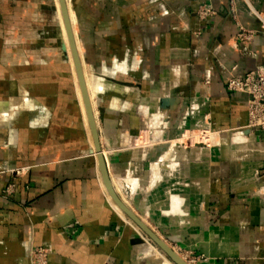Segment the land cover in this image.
I'll use <instances>...</instances> for the list:
<instances>
[{"label": "crops", "instance_id": "0c3cea01", "mask_svg": "<svg viewBox=\"0 0 264 264\" xmlns=\"http://www.w3.org/2000/svg\"><path fill=\"white\" fill-rule=\"evenodd\" d=\"M71 3L83 59L103 87L97 119L104 120L98 128L111 180L135 208L124 190L136 192L145 176L141 210L166 242L204 254L199 264H264V152L257 149L264 132L245 128L249 96L226 86L230 73L264 68V36L235 39L240 25L260 27L255 12L264 16V0ZM201 3L216 14L200 19ZM68 64L51 0H0V264H31L39 246L50 250L47 264L134 263L140 232L103 186ZM179 85L171 109L161 111L171 118L162 142L132 148L131 136L143 132L136 103L155 110L158 93L169 96ZM172 102L180 103L175 110ZM184 108L187 127L216 142L176 148L178 169L152 186L146 156L174 160V119ZM173 194L195 222L165 213ZM240 247L242 254H229Z\"/></svg>", "mask_w": 264, "mask_h": 264}, {"label": "rangeland", "instance_id": "374dc122", "mask_svg": "<svg viewBox=\"0 0 264 264\" xmlns=\"http://www.w3.org/2000/svg\"><path fill=\"white\" fill-rule=\"evenodd\" d=\"M51 1L54 4V0H51ZM72 5H73V3H72ZM51 19L54 22V19L53 18H51ZM96 81L98 83L97 79H96ZM178 87H180V85L175 86L173 88V90H171L172 92H171V95H169V96H164V95L158 93V102H157V106H156L155 110H153L151 108V105L149 103H141V102L136 103L135 109H136V113L142 118V122H143L142 131L143 132H141L137 136H131L130 143H131L132 148L135 145L136 146H143L144 144L149 145L151 143L162 142V139H161L162 135L160 132H162L165 128L170 126L169 124H170L171 118H170V116L167 117L166 115H164L161 111L165 107L171 109V101L168 102L167 105H162L161 101L163 100V98H169L171 100V98L175 96ZM73 89H74V87H73ZM102 89H103V87L98 85V90L101 91ZM74 95L76 97L75 89H74ZM170 96H171V98H170ZM76 100H77V98H76ZM77 103H78V100H77ZM172 103L174 104V106H173L174 110H175L176 106L178 104H180V103H176V102H172ZM96 106H97V108H99L98 103L96 104ZM78 108H79V111L81 113L79 103H78ZM185 109L186 108H184L181 112L179 110V112H180L179 115L175 114V119H174V125L176 126L175 129L180 130V132H179L178 136L175 137L174 140L171 142V144L174 145V149H175V151L172 152V154L174 153V160H172V158H170V157H172V155H169L170 157H166V158H163V156H159V157H151L150 155L146 156V160H147L146 164L148 167H150V170H149V174L151 175L150 185H152V183L156 184L157 183L156 181L160 180L161 176L165 172H167V174H173L174 172H176V170L178 169L179 163L176 164L175 158H177L180 155V152H178V150H176V148H181L182 145L190 144L195 149V146L199 147V146L204 145L208 142H211V143L216 142V136L215 135H205L197 127H195V128H188L187 127V121H188L187 118L191 114H190V111H187ZM156 116H159L160 118H156ZM99 121L101 122V125H103L104 120L101 116H99ZM99 121H98V123H99ZM243 146H246V144ZM252 147H254L253 143H252ZM137 148H139V147H137ZM257 149H259L261 152H264L263 151L264 147H262V145L257 146ZM247 150L243 151V153H247ZM154 166L157 168V171H158L157 176L153 175V173H152V171H153L152 169ZM148 167L146 168L147 170H148ZM126 177L137 178V177H133L130 175L124 176V178H126ZM144 179H146L145 176H142L143 182H140V180L138 179L140 185L138 184L139 188L138 189L136 188V192L132 189L131 186L126 185V187H129V188L124 190L125 195L127 197H129L130 199L134 200V197L136 196V194H140L141 185L143 186L144 183H147L146 181L144 182ZM190 184H191V182H190ZM130 188H131V190H130ZM176 191H177V189H176ZM132 193H133V195H132ZM173 193H178V192H173ZM173 196H177L181 202L179 203V201L176 200V197H173ZM170 198H171V204L169 205L170 206L169 209L165 210V213L166 214L184 215L185 217L188 218V221L192 223V219L195 216L192 215V213H191L192 209L190 208V206H188V204L185 205V202H183L184 201L183 198L179 195H176V194L171 195ZM141 199H142V197H141ZM137 202L140 203V208H138V209L135 208L137 210V212L140 213L141 215H144L147 222L153 226L154 230L164 240L167 239L165 236V232H163L159 228V225H158L156 219L153 218V216L150 213L143 212L141 210V204H142L141 200H139V201L137 200ZM162 205L160 204L157 207V210H160ZM174 207L175 208L177 207L176 209L178 210V212L172 213V209ZM182 207L187 208V210L190 212L186 213ZM193 221L195 222L196 220L193 219ZM137 240L138 241H137V246L135 249L134 263L133 264H161L160 262L158 263L157 261H158V259L161 260V258H165L163 256V251L160 248L156 247L155 244L144 233L140 232V234H138ZM148 242L152 246L151 248H148V247H145L142 245V244H145ZM167 242L170 245V243H171L170 240H167ZM171 244H173V246L176 247L175 248V249H177L176 251L179 252V254L181 256H183L189 262V264H199V261L201 259H205L204 254H199L195 250L182 248L179 245L175 244L174 242ZM243 252L244 251L241 247L240 248H232L231 251L229 252V254H242ZM141 253H142V255H141ZM135 259H136V261H135ZM210 261L211 260L202 261L201 264H204V263L209 264Z\"/></svg>", "mask_w": 264, "mask_h": 264}, {"label": "built area", "instance_id": "2783aa9c", "mask_svg": "<svg viewBox=\"0 0 264 264\" xmlns=\"http://www.w3.org/2000/svg\"><path fill=\"white\" fill-rule=\"evenodd\" d=\"M232 10L235 9L232 7ZM261 24L257 29H248L239 26L235 39L239 43H251L256 34L264 36V16L255 12ZM216 14L212 5L201 3L197 8V15L200 19L207 18ZM206 82H209L208 80ZM226 86L229 91L244 92L249 96L248 117L245 128L250 131L262 130L264 132V68L260 67L244 74L230 73L226 79ZM262 147H264L262 145ZM12 190V189H11ZM10 188L6 192L11 191ZM50 250L43 246L35 247L31 251V264H47Z\"/></svg>", "mask_w": 264, "mask_h": 264}, {"label": "water", "instance_id": "95a60500", "mask_svg": "<svg viewBox=\"0 0 264 264\" xmlns=\"http://www.w3.org/2000/svg\"><path fill=\"white\" fill-rule=\"evenodd\" d=\"M60 5H61V9H62L64 21H65V25H66L67 32H68V37H69V41H70V45H71V49H72V53H73V58H74L75 67H76V70H77V75H78V79H79L80 88H81L82 95H83V98H84V103H85V108H86V112H87V116H88V120H89L91 133H92V136H93L94 150H92V153H96V157H97V160H98V166H99V170H100L101 175H102L103 182H104L107 190L109 191V193L111 194V196L113 197L115 202L121 207V209L135 223H137L142 228V230L152 239V241H154L176 264H189V262L183 256H181L171 245H169L152 228H150L121 199V197L118 195V193L116 192V190H115V188L113 186L112 180L110 178L109 170H108L106 157H105V155L103 153V150H102L100 136H99V129L97 127V124H96V121H95V117H94V114H93V109H92V106H91L89 93H88V90H87V86H86L83 70H82V67H81V60L79 58V53H78L77 46H76V43H75V38H74V35H73L71 21H70V18H69L67 0H60ZM62 49L64 51L66 50V47H65L64 44H62ZM170 101L171 100L169 98H163V100L161 101V104L162 105H167L168 102H170ZM134 200H135V202H137V200L138 201L141 200V195L140 194H136V196L134 197ZM135 208H137V209L140 208V203L137 202V205H136Z\"/></svg>", "mask_w": 264, "mask_h": 264}, {"label": "bare ground", "instance_id": "6f19581e", "mask_svg": "<svg viewBox=\"0 0 264 264\" xmlns=\"http://www.w3.org/2000/svg\"><path fill=\"white\" fill-rule=\"evenodd\" d=\"M67 5H68V12H69V18L71 21V26H72V30H73V35L75 38V43L77 46V50L79 53V58L81 60V67L83 70V74H84V78H85V82H86V86H87V90L89 93V98H90V102H91V106L93 109V114L95 117V121L98 127V119H97V114H98V109L96 107V94L98 91V84L97 81L95 79V76L93 75V73L88 69L87 65L85 64V61L83 59V54H82V49L80 46V42H79V37H78V30H77V22H76V16L75 13L73 11V7H72V3L71 0H67ZM53 8H54V13L57 19V24L59 27V34H60V44L62 46V44L65 45L66 50L64 51L66 56H67V60L68 63L70 65V68L74 74V78H75V84H76V92H77V98H78V102L81 108V114H82V119L84 124L87 127L88 130V134L90 136V140H91V145H92V150H94V141H93V136L91 133V129H90V125H89V120H88V116H87V112H86V108H85V103H84V98L82 95V91L80 88V84H79V79H78V75H77V70L75 67V62H74V58H73V53H72V49H71V45H70V41H69V37H68V32H67V28L65 25V21H64V17H63V13H62V9H61V5H60V0H54V4H53ZM99 129V128H98ZM100 136V133H99ZM239 138H237L238 140ZM240 140V139H239ZM96 154V153H95ZM103 181V179H102ZM113 186L116 190V192L118 193V195L121 197V199L150 227L152 228L143 218L142 216H140L135 208L130 204L129 200L123 195L122 193V188L121 185L119 183H116V181H112ZM103 186L105 187L107 194L109 196L110 202L112 203V205L118 210V212H120L123 216H125V218L131 222V224L134 225V227L141 233H144L151 241L152 239L142 230V228L135 223L122 209L121 207L115 202V200L113 199V197L111 196V194L109 193V191L107 190L104 182H103ZM156 247L160 248L154 241H152ZM161 249V248H160ZM162 250V249H161ZM163 251V250H162ZM147 255V254H146ZM163 256L165 257L164 259H161L160 261L162 262V264H176L164 251H163ZM157 260V259H156Z\"/></svg>", "mask_w": 264, "mask_h": 264}]
</instances>
